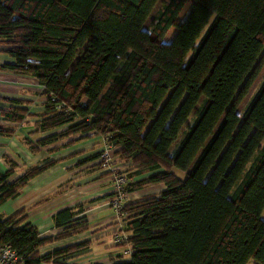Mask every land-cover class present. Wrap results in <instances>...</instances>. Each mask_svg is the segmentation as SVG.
I'll return each mask as SVG.
<instances>
[{
    "label": "trees",
    "instance_id": "1",
    "mask_svg": "<svg viewBox=\"0 0 264 264\" xmlns=\"http://www.w3.org/2000/svg\"><path fill=\"white\" fill-rule=\"evenodd\" d=\"M0 45L12 59L4 68L36 78L44 97L42 112L12 105L4 117L37 118L31 133L59 130L42 145L102 135L126 164L127 193L165 184L125 204L113 238L128 234L117 245L129 259L113 264H264V78L245 104L264 73V0H0ZM53 163L12 183L13 170L0 175V205ZM20 215L0 218V243L21 264L88 245L42 255L51 239Z\"/></svg>",
    "mask_w": 264,
    "mask_h": 264
},
{
    "label": "crops",
    "instance_id": "2",
    "mask_svg": "<svg viewBox=\"0 0 264 264\" xmlns=\"http://www.w3.org/2000/svg\"><path fill=\"white\" fill-rule=\"evenodd\" d=\"M1 48L0 45V110L13 105L26 107L34 113L42 112V86L31 75L4 68L12 59ZM4 98L19 100L21 104H10L3 101ZM37 120L28 118L18 124L0 112V125L16 128L12 135L0 134V175L13 170L9 177L12 183L31 168L54 162L27 181L15 198L3 201L0 218L7 219L21 212L19 226L31 223L38 228L41 238L51 239L40 247L42 255L73 243H88L76 253L49 264H113L126 258L123 247L113 240L119 224L112 206L116 196L114 175L118 172L101 170L97 165L99 157L90 160L92 156H99L105 138L93 133L86 137L76 134L45 145L38 144L39 139L59 130L31 133ZM117 165L124 166L121 161ZM165 189L163 183L147 185L128 192L127 202L159 196ZM65 210L71 212L72 218L66 225L58 226L56 216ZM70 232L73 233L68 235Z\"/></svg>",
    "mask_w": 264,
    "mask_h": 264
},
{
    "label": "built area",
    "instance_id": "3",
    "mask_svg": "<svg viewBox=\"0 0 264 264\" xmlns=\"http://www.w3.org/2000/svg\"><path fill=\"white\" fill-rule=\"evenodd\" d=\"M114 148L106 142L105 145L100 151V160L103 162L105 170H108L112 167V156ZM116 182V196L112 200V206L114 209L115 217L119 220V229L126 223L125 222V213L123 208L127 203V192L125 191L126 177L123 175L115 174ZM128 238V234L124 232L117 233L113 240L116 243H123ZM130 251H125V255L128 256ZM0 264H21L20 257L16 249L11 244H2L0 243Z\"/></svg>",
    "mask_w": 264,
    "mask_h": 264
},
{
    "label": "rangeland",
    "instance_id": "4",
    "mask_svg": "<svg viewBox=\"0 0 264 264\" xmlns=\"http://www.w3.org/2000/svg\"><path fill=\"white\" fill-rule=\"evenodd\" d=\"M159 8H161V3H158L157 5H156V7L154 8V10H153V12H152V14L150 15V18L148 19V21H147V23H146V25H145V27L146 28H148L149 27V25H150V23H151V21L153 20V18H154V16H155V14L157 13V11H158V9ZM263 72H264V70H263ZM261 78H259L258 80V82H257V84H255V88H254V90L252 91V93L250 94V95H248L247 96V98H246V100H245V104L247 103V102H249L250 100H251V98L253 97V95L255 94V92L257 91V89L259 88V86H260V84H261V82H262V80H263V78H264V73H263V75L262 76H260ZM249 100V101H248ZM112 167L110 168V169H108L110 172L111 171H113V172H124V170L126 169V164H123L124 166H121V167H119L118 165H117V163L119 162L120 163V160L115 156V152L113 151V156H112ZM97 165L99 166V168L101 169V170H104V166H103V162L100 160V153H99V158H98V163H97ZM122 168V169H121ZM178 173V175L180 176V177H182V178H185V174L183 173V172H177ZM262 217L264 218V211H263V213H262ZM125 255V254H124ZM125 259H129V257H126V258H124V260ZM47 264H49V263H47ZM248 264H259L257 261H255V260H250V262L248 263Z\"/></svg>",
    "mask_w": 264,
    "mask_h": 264
}]
</instances>
